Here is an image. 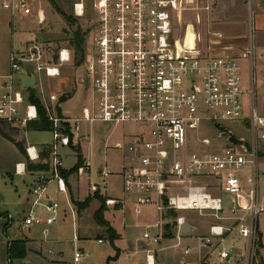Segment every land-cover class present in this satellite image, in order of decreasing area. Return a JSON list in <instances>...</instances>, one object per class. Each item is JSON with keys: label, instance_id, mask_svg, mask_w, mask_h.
<instances>
[{"label": "built area", "instance_id": "built-area-1", "mask_svg": "<svg viewBox=\"0 0 264 264\" xmlns=\"http://www.w3.org/2000/svg\"><path fill=\"white\" fill-rule=\"evenodd\" d=\"M43 1L2 0L0 8L28 17L33 14L32 4ZM184 2H73L74 18L89 15L84 36L91 35L80 64L84 76L78 79L89 89L90 103L80 117L60 114L65 95L59 96L52 85L47 97L41 81L42 76L53 81L60 78L61 68L75 63L76 48L65 46L55 52L50 44L33 40L23 52L11 54L10 72L0 76V123L27 130L30 122L40 119L38 105L31 102L29 92L39 83L42 100L37 98L53 134L47 168L32 172L31 206L22 229L43 227L47 237L49 228L62 217L60 196L76 223L77 208L69 177L64 175L67 171L60 149L91 143V136L82 133V124L130 125L133 132L124 135L114 148L123 156L120 175L124 198L132 200L137 215L143 207H153L158 216L146 226L143 239L157 246L169 236L175 248L182 249L184 256L190 255L191 247L184 245L190 233L184 234L181 228L190 224L184 213L193 212L214 220L208 235L198 238L200 249L216 253L219 264H255L259 220L264 214V192L259 186V166L264 162V45L258 46L253 36L250 47L239 58L200 56L182 43L179 24ZM36 17L39 25L45 24L43 8ZM242 60L248 62L246 85ZM25 75L35 79L31 89L22 86ZM54 101L56 104L49 105ZM205 121L219 129L220 137L229 132L222 123L240 121L250 131V141L237 138L238 143L232 144L225 137L227 143L213 146L209 139L198 138L199 146L193 147L191 131ZM25 154L26 161L16 165L20 176L30 171V165L41 162L36 146L27 145ZM248 167L250 178L246 180L239 173ZM91 171V162L84 159L73 173L80 179ZM111 174L108 166L98 172L104 185ZM53 185L55 195L50 193ZM90 192L101 194V185L92 184ZM123 202L106 196L105 204L115 207ZM239 238L244 240L242 254L232 245ZM153 252L147 251L145 264H154ZM89 256L76 248L74 263L80 264ZM181 263L206 264L204 259Z\"/></svg>", "mask_w": 264, "mask_h": 264}, {"label": "rangeland", "instance_id": "rangeland-1", "mask_svg": "<svg viewBox=\"0 0 264 264\" xmlns=\"http://www.w3.org/2000/svg\"><path fill=\"white\" fill-rule=\"evenodd\" d=\"M75 0H54L43 2V7L46 13V22L44 25H39L35 12L23 22L22 27L28 32L32 33V38L50 44L55 52L61 47L76 48L74 39L77 34L82 35L85 29L89 27L87 14L85 18L78 19L72 15V4ZM36 4H33V8ZM209 7L206 10V7ZM183 20L179 24L180 34L183 45L186 48H191L204 58H239L241 51L249 43V40L254 36L255 42L258 46L264 45V0H185L183 3ZM63 14L72 19V24L68 23ZM12 28L10 25L4 26L0 23V38L6 43L10 37ZM83 37V49L89 46L91 35ZM84 55V54H83ZM83 55L76 51L75 63L64 65V71L60 78L56 81L50 80L42 76V88L46 96L49 97L52 92V84L56 88L55 92L62 95L64 91H70L75 88V94L71 95L68 100L60 104L61 112L66 117H80L82 110L90 103L88 88L85 85L78 83V79L84 76V68L82 65ZM74 64L76 68L74 69ZM242 67V77L246 85L249 71L248 62L242 60L240 62ZM80 65V66H78ZM78 66V67H77ZM69 69H71L69 71ZM75 72V74H74ZM77 86V87H76ZM35 94L41 99L40 84L34 88ZM26 95L27 92L23 91ZM42 100V99H41ZM49 101V99H48ZM43 104H45L43 102ZM56 104V101L49 102V105ZM82 133H87L91 136V143L87 141L80 146L71 148H61L60 154L64 160V166L67 172H71L78 164V155L80 153L82 161L86 159L92 163L91 174L87 172L85 176L78 179L72 173L69 176V183L72 186L73 199L85 201L88 197L93 198L90 207L85 210H79L77 205V220L81 217L83 211V221L81 225V234L85 236L82 238L85 242L81 243L84 246V251L90 256L89 259L83 261L81 264H119L115 256H110L109 253L113 252V247L108 237V228L105 226L99 227L95 221V214L101 207V202L104 204V216L107 219L113 220L117 227H121L122 216L120 213L114 212L115 207H108L105 204L106 196L119 197L122 190V178L118 174L122 167L123 156L121 151L114 148L115 144L124 140V135H129L133 132L134 128L130 125L114 126L106 123H93L82 124ZM225 130L232 132L236 138H244L250 141L251 133L242 122H226L222 123ZM0 127L4 130L7 136L19 133L21 140H25L27 145H34L40 147L44 143H53L52 131H30L14 128L10 125L0 123ZM1 134V133H0ZM2 135V134H1ZM6 138V137H5ZM198 138H206L212 142L213 146L218 144L227 143L226 138L220 137L219 129L212 125L210 122H203L201 126L194 131H191V144L193 147L199 146L197 144ZM105 146L108 149H105ZM20 151V150H19ZM81 151V152H80ZM82 153V154H81ZM108 166L111 175L106 179V185L102 183L101 178L98 176V170ZM250 170L248 167L239 173L242 178L246 180L250 178ZM260 176V189L264 190V162H260L259 166ZM10 177L4 175L0 177V188L4 187L3 182L10 180ZM245 180V181H246ZM18 181L15 177L14 182ZM9 184V183H8ZM92 184L101 185L102 193L93 194L90 192ZM54 187V185H53ZM94 195H98L101 200L95 199ZM225 198H227L224 195ZM62 200V198H60ZM100 206V207H99ZM68 213V212H67ZM131 215L132 226L126 229L123 236L115 241V244L121 247L140 246L142 249L146 244L143 240V234L148 224L156 219L154 210L149 209L140 215L134 212H129ZM189 220L197 225L205 226L207 222L211 221L210 217H200L197 213L186 212L184 213ZM24 217L15 216L12 225L5 232V220L0 221V264H74L73 256L75 252V245L73 238V225L72 218L69 215L64 219V222L59 221L55 226L50 227V232L47 236L49 240H40L34 245H27V252L24 258L14 259L12 262L8 258V238L24 239L29 237L28 230L21 231L20 225L24 222ZM11 224V220L7 221ZM33 229H38L41 233L43 227L32 226ZM97 229L95 232L94 229ZM52 230V231H51ZM105 230V231H104ZM122 231V228H121ZM95 232V233H94ZM104 238V241H97L96 236ZM264 236V214L260 216L259 220V235ZM37 235H39L37 233ZM41 235V234H40ZM51 235L52 239L49 237ZM55 235V237L53 236ZM42 237V235H41ZM44 237V236H43ZM261 240L259 237V245L256 251L255 262L259 264L262 261L261 254ZM174 242V241H173ZM172 242V243H173ZM240 240L234 245V251L240 252L243 246H240ZM226 244L229 245V242ZM81 245L79 247H81ZM190 245L195 248L196 243L192 242ZM158 246V245H157ZM154 247V246H153ZM160 247V246H158ZM82 248V247H81ZM138 248V247H137ZM135 249L132 251L134 252ZM109 255V256H107ZM137 256V254L135 255ZM157 256L163 259L164 264H179V260L184 255L181 249H170L164 252H156L154 258ZM113 259V260H110ZM188 262H196L198 260V253L194 250L190 255L184 256ZM110 260V261H109ZM130 261H128V264ZM206 264H219L216 256L212 260L205 262Z\"/></svg>", "mask_w": 264, "mask_h": 264}, {"label": "crops", "instance_id": "crops-1", "mask_svg": "<svg viewBox=\"0 0 264 264\" xmlns=\"http://www.w3.org/2000/svg\"><path fill=\"white\" fill-rule=\"evenodd\" d=\"M1 1L2 0H0V3H1ZM43 2L41 5L36 4L35 7L33 8V13L35 12V15L37 14V11L39 8L44 9ZM260 2H261V0H260ZM32 6H33V4H32ZM28 17H30V16H28ZM28 17H24V16H21L18 14L12 15V13L10 11H7V10L0 8V23L4 24V26L10 25V27L12 28V31L10 33V37L6 43H4V41H2L0 38V76L6 75L7 73L10 72V56H11V54L23 52L26 45L29 42L36 40V39L32 38V33H28L22 27V25H23L22 21H25ZM254 41H255V39H254ZM251 42H252V38L249 40V43H247L245 45L246 48L243 51H241V54L243 52H245L246 50H248V48L251 45ZM182 43H183V41H182ZM187 49L192 50L191 48H187ZM64 68H65V66H63L61 68L62 74H63ZM70 70L71 69H69V71ZM74 74H75V72H74ZM52 85L56 88L54 83ZM19 87H21V86H19ZM85 87L87 90V86H85ZM87 92L89 94V99H90L89 89ZM73 94H75V88H71V90L68 92L64 91V93L62 95H59V96L65 95L64 96L65 99L68 100L69 97H71V95H73ZM20 136L21 135L19 133H14L13 135L8 136L9 138H7V137L5 138L3 135L0 134V177H4V175H6L7 177L11 178L7 182L6 181L3 182L4 187L0 188V214L3 215V218L1 220H5L4 225L7 224V221L11 220V224L9 223V228L11 227L15 216L19 215V217H21V218L25 217V214L27 213V211L29 210V208L31 206L30 189H31V184H32L33 179H34V174L32 173L33 170L30 169V171L24 176H20V175L16 174V165L20 164V163H24L26 161L25 148L27 147V144H26V142H24V141H26V139L22 141ZM17 143H19L22 146L23 150L19 149V147L16 145ZM51 144H52V142H47L46 144L44 143L40 147L37 146V149L41 155V162H39L38 164H35L33 166H44L45 167L44 169L47 168L45 162L48 159L49 148H50ZM41 170H43V169H41ZM99 170H98V172H99ZM36 171H38V169ZM121 171H122V167H121L120 172L118 173L119 175H120ZM15 177H18V181H16V182H14ZM120 177H121V175H120ZM259 184H260V180H259ZM55 189H56L55 186L50 187V193L52 195H55ZM69 189H70L71 198L73 200L74 196H73V192H72V186L70 185V183H69ZM263 192H264V190H263ZM60 198H62V197L60 196ZM109 198L123 199L124 200L123 204H119V205L115 206V211H114V212L120 213L122 218H123L122 222H121V227L118 228L117 225L114 224L113 220H111V219L109 220L104 216L105 220L109 223V225L117 233L118 239H119V238H121V236H123V233L126 232L127 226L128 227L132 226V223H131L132 220L130 219L131 215L129 212L130 211L133 212L134 204H133L132 200L124 198L123 193H121V195L119 197H109ZM61 202H62L63 213H62V217H61L60 221L64 222V219L68 218L69 214L66 211L67 207H66V204H65L63 198H62ZM77 202H83V201L77 200ZM91 203H90V205H91ZM90 205H89V207H90ZM74 206L76 207V205H74ZM89 207H87L85 210H87ZM149 209L154 210L153 207H143L142 213L144 211L149 210ZM84 211H83L81 217L79 218V220H76V223H74V220L71 219L72 225H73V238H72V240H73L74 245H75L74 249L79 248L83 252H85L84 246L81 245V243L85 242L82 239V238H85V236L82 235L80 231H81V225H82V221H83L82 219H83ZM157 218H158V216L156 214L155 221L157 220ZM213 223H214V220H211V221L207 222V224H205V226H202V228H200L201 226L199 227L190 221V224L194 227V230L185 239L184 245L190 246L192 249V252L195 250L198 253V260L204 259L205 262H207V261L212 260V258L214 256L217 257L216 253H212L210 249H200L199 248V241H198L199 237H203V236L208 235L209 227ZM74 224H76V226ZM96 224H97V222H96ZM22 227H23V223L19 227V229L22 232L28 230L27 232H28L29 237H26V240H25L27 242V245H34V243L39 242L40 240H49V238L44 236V234L42 232L43 230L40 233V231L37 228L33 229L31 227L28 229H22ZM99 227H101V226H99ZM121 228H122V231H121ZM94 231L96 232L97 229L95 228ZM49 232H50V229H49ZM37 233L39 235H37ZM76 233L78 236L77 242L74 241V236ZM40 234L42 235V237ZM53 236L55 237V235H53ZM49 237L52 239L51 235ZM108 237H106V238L108 239ZM95 238L97 241L98 240H102V241L105 240V237L100 238L99 234ZM17 240H24V239H17V238L14 239V238L9 237L8 238V244H7L8 247H9V242L17 241ZM238 240H240V242H239L241 244L240 246H243L244 240H242L240 238L233 240L232 245H236ZM172 242H173V240L169 239V236H167V238L163 239L161 241V243L158 245L160 247H158V246L153 247L152 245L149 244V242L144 240V243L146 244V246H144L142 249L140 248L139 245L135 246V247L129 246V248H127V247L124 248V247H121V246L115 244V242H114L115 248L119 251L118 257L116 259L119 260V262H118L119 264H128V261H130L129 263H131V264H145L146 255H147L148 250H153L154 251L153 253L155 254L158 251L162 253V252L168 251L172 248L176 249L174 247V242L173 243ZM192 242L196 243L195 248H193L190 245V243H192ZM80 245L82 248L79 247ZM111 246L113 247V245H111ZM115 248L113 247L112 253L110 251V253H109L110 256H112V255L116 256L117 255V251ZM134 249H135V251L132 252ZM177 249H179V248H177ZM262 251H263V254H261V257H262V260L264 262V250H262ZM238 253L242 254V249ZM136 254H137V256H135ZM182 254H183V251H182ZM109 255H107V256H109ZM89 258H87V259H89ZM87 259H85V260H87ZM73 260H74V256H73ZM182 260H184L185 262H188L184 259V256H183L179 260V264H182L181 263ZM154 264H164V261L162 258L159 259V258H157V256H155ZM176 264H177V262H176Z\"/></svg>", "mask_w": 264, "mask_h": 264}, {"label": "trees", "instance_id": "trees-1", "mask_svg": "<svg viewBox=\"0 0 264 264\" xmlns=\"http://www.w3.org/2000/svg\"><path fill=\"white\" fill-rule=\"evenodd\" d=\"M64 18L66 19V21L70 24H72V19H70L69 17L65 16L63 14ZM84 33H82V35L80 34H77L75 39H74V43L76 45V51L83 55L84 54V49H83V36ZM30 92V100L32 103L38 105V108H39V113H40V119L37 120V121H34V122H30L27 126V130H30V131H50L51 130V124L50 122L48 121V119L46 118V115H45V111L44 109L42 108L41 104H40V101L39 99L37 98L36 94H35V91L33 89L29 90ZM65 97L63 98V101H65ZM0 133L4 136V137H7L9 138L6 133L4 132V130L0 127ZM20 150H23L22 146L17 143L16 144ZM81 152V151H80ZM82 154V153H81ZM78 164L76 165V167H78L81 163H82V159H81V155L79 153L78 155ZM76 167L71 171V172H66L64 175L66 178H68L73 172L74 170L76 169ZM45 167L44 166H33V165H30V169L32 170H41V169H44ZM94 198L95 199H99L101 200V198L98 196V195H94ZM93 198L91 197H88L85 201L83 202H75L74 199H73V202L75 205H77L78 209L79 210H82V209H86L87 207H89L90 203L92 202ZM106 211L105 207H104V204H102L101 202V207L97 210L96 214H95V220L97 222V224L99 226H107L109 227L108 228V239L110 240L111 242V245H113V247L115 248V245H114V242L118 239V235L117 233L115 232V230L109 225V223L105 220V217H104V212ZM3 218V215L0 214V221L1 219ZM9 228V223H7L5 225V232L7 231V229ZM260 239H264V236L262 234L259 235ZM261 248H263L264 250V242H262L261 240ZM116 249V248H115ZM117 251V255L115 256L114 259H116L118 257V254H119V251L116 249ZM26 252H27V242L25 240H17V241H11L9 242V247H8V258L9 260L12 262L14 259H22L25 257L26 255ZM110 260H113V259H110ZM109 260V261H110ZM256 261V260H255ZM256 264V262H255ZM259 264H264L263 260L259 263Z\"/></svg>", "mask_w": 264, "mask_h": 264}, {"label": "water", "instance_id": "water-1", "mask_svg": "<svg viewBox=\"0 0 264 264\" xmlns=\"http://www.w3.org/2000/svg\"><path fill=\"white\" fill-rule=\"evenodd\" d=\"M21 82L24 89H31L35 84V79L33 76L25 75L21 78ZM221 137L223 138L227 137L228 141L232 144L238 143V139L232 132H228V133L223 132L221 134ZM181 230L184 234H189L193 232L194 227L191 224L187 223L181 228Z\"/></svg>", "mask_w": 264, "mask_h": 264}]
</instances>
